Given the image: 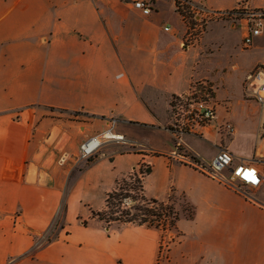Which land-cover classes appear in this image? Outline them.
I'll return each instance as SVG.
<instances>
[{
    "label": "crops",
    "instance_id": "0c3cea01",
    "mask_svg": "<svg viewBox=\"0 0 264 264\" xmlns=\"http://www.w3.org/2000/svg\"><path fill=\"white\" fill-rule=\"evenodd\" d=\"M134 1L0 0V264H264L260 106L241 88L238 102L246 113L241 115L234 93L217 88L215 123L203 134L183 136L188 151L202 160L225 147L235 162L256 165L261 184L245 186L246 193L171 156L176 139L165 129L174 94L196 78L219 82L209 60L222 47L218 34L225 26L212 22L193 46H185L190 24L176 0H148L149 14ZM188 1L211 10L237 5V0ZM251 5L264 7V0ZM59 111L89 119L82 133L68 127L70 141L63 144L67 128L55 116ZM112 117L167 137L158 141L147 134V141L138 140L143 147L130 154L100 153L65 193L73 163L62 167L59 159L78 154L81 143ZM225 122L234 125L233 134L220 133L218 125ZM52 135L58 138L50 141ZM155 151L159 155L151 154ZM140 163L152 167L145 196L161 201L174 196L188 213L171 230L128 225L112 231L91 223L81 206L94 203V189L116 184ZM61 204L67 206L66 224L55 240L37 246L36 235L48 230ZM166 238L171 242L162 251Z\"/></svg>",
    "mask_w": 264,
    "mask_h": 264
},
{
    "label": "built area",
    "instance_id": "2783aa9c",
    "mask_svg": "<svg viewBox=\"0 0 264 264\" xmlns=\"http://www.w3.org/2000/svg\"><path fill=\"white\" fill-rule=\"evenodd\" d=\"M183 11L196 15L197 23L190 25L185 38V46H193L212 20H240L244 15L246 21L243 35V47L250 48L254 38L262 33L264 25V7H253L251 0H237V5L229 10H211L205 6L188 0H176ZM134 6L144 14L153 11V4L148 0H135ZM187 6V10H185ZM169 28L166 27V30ZM244 97L257 103L264 113V64L256 65L246 75L243 82ZM216 90L217 86L208 78L193 79L187 90L176 93L170 100V121L168 130L176 139V146L170 155L177 158L201 173L214 178L222 184L239 192L246 193L245 186L257 187L261 184V173L253 163L235 162L233 153L221 147L210 161H205L188 151L183 136L187 134H203V130L216 121ZM118 120L110 118L106 128L86 138L80 145V158H90L97 154L109 142L125 140L123 134L116 133ZM221 134L231 135L235 128L231 122L218 125ZM67 159L63 155L59 163ZM161 228L167 225L161 223ZM168 242L162 243V251L168 250Z\"/></svg>",
    "mask_w": 264,
    "mask_h": 264
},
{
    "label": "rangeland",
    "instance_id": "374dc122",
    "mask_svg": "<svg viewBox=\"0 0 264 264\" xmlns=\"http://www.w3.org/2000/svg\"><path fill=\"white\" fill-rule=\"evenodd\" d=\"M190 2V1H189ZM193 3V2H192ZM183 14L185 12L181 9ZM185 10H187V6H185ZM188 11V10H187ZM186 21L190 25H194L197 23L196 15L186 12V17H184ZM245 16L243 15L240 20H231V19H217L209 22L207 26H209L212 22H217L224 24V29L220 30L218 34V38L220 39V43L222 44L221 48H215V52L210 56V66L212 68L218 69L217 78L219 79V84L216 83L217 88H224V90H228L231 93H234L235 101L237 109L241 111V115L246 114L242 105L238 102L239 99L242 98L243 88L241 84V79L244 75H246L247 68L255 63L258 59L264 61V25L262 28V33L254 38L253 45L250 48L243 47V31L245 30L246 21L244 20ZM261 64V63H260ZM57 117L63 119L61 124L64 125V134L62 136L61 144L70 141V135L68 132V127L73 126V132L82 133L84 129V122H88L89 119L85 118L82 114L77 113H69L66 111H59L56 113ZM74 121L73 125H70L68 121ZM169 124V123H168ZM166 125L165 127H167ZM128 128V129H125ZM104 130V129H103ZM165 130V129H164ZM102 131V130H101ZM116 133L123 134V141H115L109 142L102 149L90 158H80L79 154L74 155L73 157L67 156V159L64 163H59L62 167H67L68 163H73L71 169L65 175V193H69L77 179L82 174V171L90 165L92 161L95 159L97 155L102 152H110L114 155L116 154H130L133 152H137L139 148L143 146L139 144L138 140H144V136L147 134H153L156 136L158 141H161L163 138L165 139L167 135H161L163 131H153L152 128L144 127L141 125L133 124L125 126L123 123L118 122L115 126ZM100 132V131H99ZM98 133V132H97ZM58 138L56 135H52L50 141L56 140ZM163 139V140H164ZM143 142V141H142ZM159 151L152 152L153 155H159ZM75 157V158H74ZM148 165V163H145ZM68 168V167H67ZM145 168V167H144ZM130 173V172H129ZM123 177V176H122ZM121 178V177H119ZM114 184H102L95 188L94 192V203L89 205H83L84 210H88L90 216L91 223H99L102 224L107 229L112 231H116L126 226H134L137 224L127 223H113L110 226H107L103 221H100L97 217L93 216V212L101 211L105 208V199L108 194L114 187ZM175 204V210L178 216L181 213L187 214V209H190L186 206L185 203L179 202L174 196H171ZM67 206L65 204H61L58 214L53 219L48 230L42 235H36V245H44L50 241L55 240L58 237V234L62 230V227L66 224L65 222V213ZM83 218L82 216H78ZM161 228V227H160ZM166 229H173V227L168 223V227ZM166 242L170 243V238H166ZM164 243V241L162 242ZM169 245V244H168Z\"/></svg>",
    "mask_w": 264,
    "mask_h": 264
},
{
    "label": "trees",
    "instance_id": "16d2710c",
    "mask_svg": "<svg viewBox=\"0 0 264 264\" xmlns=\"http://www.w3.org/2000/svg\"><path fill=\"white\" fill-rule=\"evenodd\" d=\"M177 9L184 16L178 1ZM151 172V165L140 163L133 171L118 178L115 187L106 196L105 208L94 211L93 216L107 226L132 223L160 228L163 222L174 227L179 216L173 199L170 197L168 201H161L144 194V179Z\"/></svg>",
    "mask_w": 264,
    "mask_h": 264
}]
</instances>
